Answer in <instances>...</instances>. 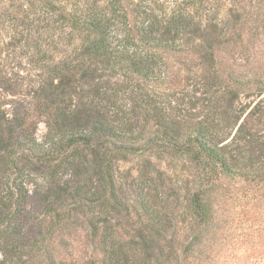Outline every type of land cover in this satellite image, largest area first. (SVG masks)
I'll return each instance as SVG.
<instances>
[{"label":"trees","instance_id":"1","mask_svg":"<svg viewBox=\"0 0 264 264\" xmlns=\"http://www.w3.org/2000/svg\"><path fill=\"white\" fill-rule=\"evenodd\" d=\"M5 1L0 16L20 28L9 45L22 43L29 69L14 84L0 69V264H77L49 244L82 224L101 244V264L129 253L150 264L159 221L148 217L139 239L113 223L130 217L118 179L132 159L148 181L164 180L167 158L189 165L198 226L210 223L215 190L227 192L223 180L264 188V70L240 73L255 64L250 13L205 19L159 0Z\"/></svg>","mask_w":264,"mask_h":264},{"label":"rangeland","instance_id":"2","mask_svg":"<svg viewBox=\"0 0 264 264\" xmlns=\"http://www.w3.org/2000/svg\"><path fill=\"white\" fill-rule=\"evenodd\" d=\"M159 1L169 6L181 4L185 8L189 7L194 9V14L205 19H222L228 9L237 10L243 15L250 13L254 22L252 26L258 27L259 34L255 43L248 44L250 51H256L255 64L240 67V73L256 66L264 70V52L259 53L260 50L264 51V0H197L196 5L189 0ZM7 5V1L0 0V14ZM34 13L37 12L34 11L30 17L34 18ZM14 15L21 18L18 12ZM14 24L16 23L7 16H0L1 76L12 84L26 83L29 67L26 58L19 56L22 43L17 44V47L9 45L14 43L15 31L20 30L15 29ZM249 39L250 37L247 40ZM240 50H235L230 45L226 53L229 57L237 58ZM180 90L181 86L178 88ZM42 132L43 126L40 124L37 136L40 137ZM140 162L132 159L129 163L120 164L121 174L118 180L121 196L129 209L130 217L117 218L113 223L120 229L121 235L139 239L140 234L149 232L146 229L150 227L146 223L148 217L159 221L155 228L161 230V236L158 244L152 245L150 249V264H264V188L239 179L223 180L221 183L227 188V192L222 188L215 190L211 196L210 223L198 226L187 207L192 187L189 165L181 160L167 158L162 166L164 180L154 177L153 181H148L137 172ZM31 208L29 231L35 234L39 208L35 202ZM87 232L85 224H82L70 237L56 234L49 248L58 259L73 260L77 264H101V244L98 239L92 240ZM116 244L121 246L123 242ZM189 247L190 251L186 252ZM168 255L170 262L167 260ZM125 261L128 264H147L141 259H133L130 253L120 254L112 264H125Z\"/></svg>","mask_w":264,"mask_h":264}]
</instances>
